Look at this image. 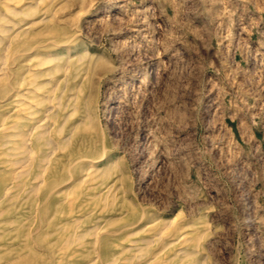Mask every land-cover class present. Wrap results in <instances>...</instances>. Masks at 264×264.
Returning <instances> with one entry per match:
<instances>
[{"label":"rangeland","instance_id":"374dc122","mask_svg":"<svg viewBox=\"0 0 264 264\" xmlns=\"http://www.w3.org/2000/svg\"><path fill=\"white\" fill-rule=\"evenodd\" d=\"M53 13L40 37L92 58L90 149L121 175L114 227L192 222L204 264H264V0H63Z\"/></svg>","mask_w":264,"mask_h":264},{"label":"bare ground","instance_id":"6f19581e","mask_svg":"<svg viewBox=\"0 0 264 264\" xmlns=\"http://www.w3.org/2000/svg\"><path fill=\"white\" fill-rule=\"evenodd\" d=\"M62 1L0 0V264H204L196 223L114 227L121 175L90 149L92 58L40 37Z\"/></svg>","mask_w":264,"mask_h":264}]
</instances>
